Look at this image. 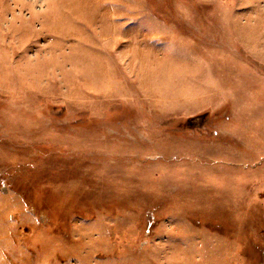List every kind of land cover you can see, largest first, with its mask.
<instances>
[{
    "label": "rangeland",
    "instance_id": "rangeland-1",
    "mask_svg": "<svg viewBox=\"0 0 264 264\" xmlns=\"http://www.w3.org/2000/svg\"><path fill=\"white\" fill-rule=\"evenodd\" d=\"M0 264H264V0H0Z\"/></svg>",
    "mask_w": 264,
    "mask_h": 264
}]
</instances>
